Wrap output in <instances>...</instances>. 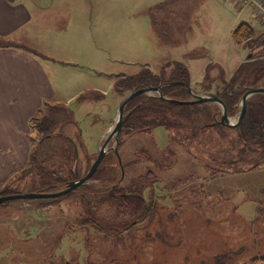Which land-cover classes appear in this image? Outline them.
Instances as JSON below:
<instances>
[{"label":"rangeland","instance_id":"obj_1","mask_svg":"<svg viewBox=\"0 0 264 264\" xmlns=\"http://www.w3.org/2000/svg\"><path fill=\"white\" fill-rule=\"evenodd\" d=\"M152 1L56 0L49 21L66 26L67 15L61 17L65 7H70L69 14L75 7H107L103 27L96 23L92 28L88 19L83 31L93 33L91 42H80L84 38H79L74 23L69 29L76 30V38L63 36V31L38 39L34 20L32 37L21 42L31 49L42 47L50 56L44 59L58 91L53 102L66 104L76 122L58 125L55 133L83 143L77 166L83 174L111 132L119 106L131 94L114 90L115 74L140 73L145 64L159 71L182 61L189 69L192 90L203 94L202 81L211 63L221 65L230 76L250 55L232 37L242 21L252 23L250 9H241L237 1L190 0V7L180 6L179 14L167 23L165 40L154 27L153 7H147ZM159 28L163 32L166 27ZM255 29L261 31L259 25ZM82 95L87 96L79 99ZM174 113L179 111H167L164 117L174 128L160 125L127 134L121 147L124 167L107 168L100 179L88 181L91 187L82 199L80 190L42 207L53 200L0 203V264H214V256L238 250L242 252L228 264L264 263V163L250 168L259 154L243 147L234 127L205 126L192 134L185 126L178 129V124L191 122ZM30 133L31 142L41 138L36 128ZM115 143L112 139L109 148ZM68 147L65 139L54 137L38 146L37 155L44 167L60 171L64 167L59 164L66 163L59 152ZM114 177L121 189L142 193L150 205L147 219L121 235L107 232L109 226L130 225L140 217L129 208L117 213L114 201L103 197ZM48 182L36 170L12 182L10 190L46 192L43 185Z\"/></svg>","mask_w":264,"mask_h":264},{"label":"trees","instance_id":"obj_2","mask_svg":"<svg viewBox=\"0 0 264 264\" xmlns=\"http://www.w3.org/2000/svg\"><path fill=\"white\" fill-rule=\"evenodd\" d=\"M189 1L190 0H168L150 9L154 27L162 37L166 38L169 34V29L167 27L169 20L179 14L180 6L190 7ZM158 24L166 27L163 32ZM260 27L261 31H257L253 24L242 21L233 30L232 37L237 43L248 48L250 55L238 65L230 76H227L221 65L211 63L202 81L204 93H213L223 99L227 105L230 117L235 116L238 112L240 113L241 100L247 90L254 87H264V24L261 23ZM165 70H168V73H166ZM214 70L218 71L215 75L213 74ZM218 80H221L222 84H216ZM160 85L161 93L166 97L179 100H191L194 98L192 93L188 90V85L191 87L190 72L187 65L182 61H176L173 67H162L159 71H153L149 64H145L143 71L140 73H119L114 75V90L121 95H124L126 91L129 90L132 92L135 89ZM86 96L87 95H82L79 99H84ZM95 98H99L98 95L95 96ZM172 110H178L180 115L186 116L187 120L191 122V125L188 126L184 125V123L182 125L178 124V129L185 126V129L192 132V134L197 133L201 129L200 127H224V125L217 123L221 116V107L217 103L174 104L160 98L159 94L153 97L147 93H142L135 97L125 109L122 132L118 144V152L121 160V147L126 140H128L125 137L127 134L131 136L136 131H145L160 125L174 128L172 127V123H169L167 119L164 118L166 116L165 113ZM174 114L176 116L179 115L177 113ZM66 123H76L73 117V111L66 104L59 103L56 105H48L45 108L39 109L38 115L33 119V124L34 128L41 133V138H37V141L35 140L32 142V149L27 164L14 172L12 176L0 186V195L11 194L10 185H12V182L26 174L30 175L31 172L36 170L42 172L45 177L49 178L50 183L48 182V184L43 185L48 189L47 191L45 190L46 192L61 190L67 186L69 181L78 179L88 172L89 169L83 174V172L77 169L79 162L78 148L83 146V143H77L71 138H67L63 133H60L61 131L55 133L58 125ZM234 128L238 133L239 140L243 147L247 150L250 149L252 153L259 154V158L251 163L252 166L250 168H255L264 163V93L254 94L247 100L246 113L240 124ZM54 137L65 139L69 144L67 150L59 152L60 157H62L63 161L66 163L65 165L63 163L59 164L64 167V169L62 168L63 170L60 171L57 170L58 167L56 169L54 167H50V169L44 167L37 155L38 146ZM35 143H37V145H35ZM75 148H77L78 152H76ZM85 159L89 161L88 154L85 155ZM122 167H124L123 161L120 163L116 153L110 150L93 174L91 180L100 179V176H102V173L105 169L107 170V168L113 171L116 170V168L122 169ZM64 170H66L67 175H62ZM216 171L219 172V170ZM232 171L239 172L238 169ZM114 179L115 177L111 182L106 184L109 190L103 197L114 201L117 206V213L118 211H122V209L129 208L133 210V215L140 217L135 219L130 225L126 224L120 226L112 224V226H109L107 232L121 235L147 219V214L150 213V205H148L142 193L137 191L126 192L119 187L120 180L114 182ZM90 187L85 183L64 196L43 198L53 201L40 205L42 207L59 202L74 196L80 190L83 191H81L82 194L79 195L82 199L85 197ZM108 234L109 233H106L107 236ZM241 252L242 250H238L216 255L213 258V263L228 264L231 262L230 260L233 256ZM201 264L207 263L203 261Z\"/></svg>","mask_w":264,"mask_h":264},{"label":"crops","instance_id":"obj_3","mask_svg":"<svg viewBox=\"0 0 264 264\" xmlns=\"http://www.w3.org/2000/svg\"><path fill=\"white\" fill-rule=\"evenodd\" d=\"M166 1L168 0H153L147 7H155ZM54 6H58L56 0H0V185L27 164L32 149L30 132L34 128L33 119L38 115L39 109L45 105L62 103L53 102L58 91L45 65L44 58H50L47 51L42 47L38 50L21 45L25 38L32 37L30 31L34 20H37L38 39L44 34L53 36L55 32L63 31H66L62 33L63 36L76 38V30L73 32L69 29L70 24L74 23L80 34L79 38H84L80 42H91L93 33L90 31L85 35L83 27L88 26V19L91 20L92 28L97 24V28L103 27V18L108 13L107 7L86 6L75 7L73 13L69 14L70 7H65V14L61 17L67 15L68 22L64 26L49 21V12L53 11ZM239 6L241 9L249 8L248 17H252V23H249L260 26V20L252 6ZM78 10L80 12L76 17L74 12ZM158 39L162 40L160 37ZM39 208L41 207L33 209L36 211Z\"/></svg>","mask_w":264,"mask_h":264},{"label":"water","instance_id":"obj_4","mask_svg":"<svg viewBox=\"0 0 264 264\" xmlns=\"http://www.w3.org/2000/svg\"><path fill=\"white\" fill-rule=\"evenodd\" d=\"M188 90L192 93V95L194 97L191 100H179V99L166 97V96L162 95V93H161V85L160 86L143 87V88L133 90L131 92V94L127 98H125L124 101L119 106V108L117 110V115L115 117V122H114V125L112 127V130L109 133V135H107L106 137H103L105 139L103 141V144L99 147V152H98L97 158L95 159V161L91 165L90 169L88 170V172L84 176H82L78 179H74V180L69 181L65 188L58 190V191L12 193V194L0 195V203L12 202V201H18V200L57 198L60 196H64V195L74 191L78 187L82 186L83 184L87 183L88 181H90L93 174L95 173V171L97 170L99 165L102 163L104 157L106 156V154L110 150H113L116 153L117 157L119 158L120 163H122L120 154L118 152V144H119V138H120V135L122 132L125 109L128 106V104L135 97H137L138 95H140L142 93H147L148 95L153 96V97L156 96L153 94V92L157 93V94H159L160 98L167 100V101L174 103V104H191V103H206V102L217 103L221 107V116H220V120L217 123H220V124H222L224 126H228V127H236L240 124V122L242 121V119L246 113V110H247V100L252 95L257 94V93H264V87H254V88H250L249 90H247L246 93L243 95L242 100H241V111H240L237 119L233 120L232 117H230L228 114V108H227L226 103L219 96H217L213 93L199 94L197 92H194L189 85H188ZM112 139H115L116 143H115V146L109 148V144L112 141ZM75 149H76V152H78L77 148H75Z\"/></svg>","mask_w":264,"mask_h":264},{"label":"built area","instance_id":"obj_5","mask_svg":"<svg viewBox=\"0 0 264 264\" xmlns=\"http://www.w3.org/2000/svg\"><path fill=\"white\" fill-rule=\"evenodd\" d=\"M237 2L242 6H252L256 16L259 18L261 23L264 24V0H237Z\"/></svg>","mask_w":264,"mask_h":264}]
</instances>
